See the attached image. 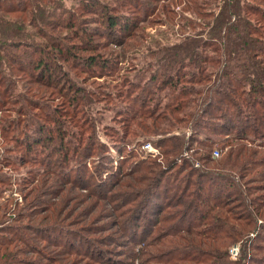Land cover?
Listing matches in <instances>:
<instances>
[{
  "label": "rangeland",
  "instance_id": "obj_1",
  "mask_svg": "<svg viewBox=\"0 0 264 264\" xmlns=\"http://www.w3.org/2000/svg\"><path fill=\"white\" fill-rule=\"evenodd\" d=\"M53 1L62 7L61 14L52 12L47 20L53 17V21L36 30L28 29L34 42L25 39L26 46L19 51L8 47L9 57L15 62H6V73L0 80V182H7L0 184V235L14 229L34 245L28 250L20 246L19 257H24V264L65 255L79 264H144L140 256L143 229L138 232L129 221L138 214L142 218L135 222L140 225L157 216L140 203L143 198L138 192L148 184H139L140 174L148 173L154 178L161 172L160 184L151 185L161 193L167 178L174 183L179 165L194 163L199 169V152L208 150L198 140L211 139L218 145L224 142L226 151L230 142L228 136L193 126L183 114L177 115L183 122L162 120L159 129H142L136 121H140L141 113L133 102L144 101L155 116L164 115L171 96L170 86L161 75L174 72L161 69L168 63L164 60L170 56L167 49L197 38L209 41L208 29L187 24V20L203 21L189 0ZM249 2L255 9V3L264 4V0ZM98 3L107 12L105 17L118 16L131 22L130 33L124 34L121 25L109 29L104 16L85 10L87 5ZM208 3L205 0L200 13L212 11ZM164 4L170 20L161 13ZM196 4L201 2L197 0ZM247 16L253 18V14ZM72 23L77 27H99L100 31L92 38L76 36ZM43 35L63 43L61 53L47 46ZM130 35L133 36L129 38ZM89 41L96 46L89 50L87 45L80 46ZM14 43L19 42L9 41V46ZM40 48L53 49L48 56L54 67L43 78L29 64ZM178 49L173 47V51ZM202 50L215 57L213 52ZM261 50L264 53V45ZM91 56L105 59L108 66L99 63L91 67ZM209 64L205 65V74L210 77L213 69ZM186 70L188 75L194 71ZM179 86L190 87L187 82ZM258 115L249 121L256 129L250 128L249 136L253 148L264 153L263 147L256 145L264 142V110ZM216 122L207 119V125ZM47 131L53 137L48 144L46 139L42 141ZM55 136L65 141L63 150L56 151L54 158L52 151L60 145ZM21 142L30 144L31 151L18 149ZM177 146L181 152L175 155ZM214 147V157L221 159L224 153ZM132 170L138 173L134 175L137 178L121 180ZM247 177L251 179L253 175ZM254 237L253 234L251 238ZM49 239L62 244L56 247L49 244ZM240 243L237 245L241 249ZM70 252L74 255H68Z\"/></svg>",
  "mask_w": 264,
  "mask_h": 264
},
{
  "label": "trees",
  "instance_id": "obj_2",
  "mask_svg": "<svg viewBox=\"0 0 264 264\" xmlns=\"http://www.w3.org/2000/svg\"><path fill=\"white\" fill-rule=\"evenodd\" d=\"M196 1L189 0L193 11L203 21L186 22L188 25L194 24V27L208 29L206 40L209 41L196 37L192 41L169 46L172 47L167 49L170 56L164 57L168 63L161 69L167 68L174 72L161 76L164 77L165 84L170 86V103L166 104L164 115L155 116L151 111L152 107L145 106L144 101L133 102L138 105L137 109L141 113L140 121H136L140 128L152 131V128L161 127L162 120L183 122L177 116L183 114V118L191 121L195 127L208 128L215 134L228 136L230 145L226 151L224 142L218 145L211 139L198 140L197 143H204L203 146L208 150L206 153L199 152V169L194 163L179 165L174 183L170 184L167 178L161 193H157L151 186L160 184L162 179L158 180L161 172L154 178L148 173L140 174L139 184L148 183L144 190L138 192V196L143 198L140 203L146 211L151 210L157 217L147 218L139 225L135 221L142 216L135 214L133 220L128 221L138 232L143 229L140 231V242L143 243L140 256L144 257V264H264V153L253 148V139L249 136L250 128L255 127L249 124L251 117H259V111L264 110V53L261 50V45H264V4L255 3V9L251 8L250 0H208L212 11L204 14L199 10L205 0H199V5ZM166 5L161 7V13L165 15ZM61 9L53 0H0V80L6 73V62H15L14 58L9 57L8 47L13 46L19 51L22 46H26L25 39L34 42L28 29L36 30L49 20L53 21V17L47 20L48 15H52V12L61 14ZM85 10L102 17L107 15L100 3L87 5ZM153 12L154 9L150 14ZM250 14H253V18H248L247 15ZM166 18L169 19L167 15ZM103 21L107 22L109 29L119 28L121 25L125 30L124 34L130 33L131 22H126L121 17L108 15ZM74 24L72 23L71 28L78 33L76 36L92 38L100 31L99 27H77ZM131 36L133 35L129 38ZM42 37L47 46L61 53L63 43L50 40L45 35ZM9 41L19 43L9 46ZM86 45L89 50L96 43L89 41L80 44L82 48ZM173 47L179 49L173 51ZM203 48L213 52L215 57L205 55ZM53 49L40 48L36 59L29 62L34 72L42 74L41 78L45 74L49 75L54 67L48 56ZM88 62L91 67L99 63L105 68L108 66L105 59L99 60L94 56L89 57ZM208 63L213 69L210 77L205 74V65ZM187 68L194 71L188 75ZM181 82H187L190 87L181 88ZM207 119L217 122L207 125ZM13 138L15 141L16 137ZM29 138L32 139V136ZM52 138L51 132L47 131L42 141L46 139L48 144ZM55 138L59 139L60 145L58 150L52 151L54 158L56 151L63 150L65 141L63 137ZM256 145L264 149V142ZM214 146L220 147L224 153L221 159L214 157ZM178 147L175 155L181 152ZM17 148L31 151L30 144L24 142L18 144ZM142 169L144 168H139V172ZM183 172H186L184 176ZM135 174L138 173L132 170L123 175L121 180L127 177L137 178ZM248 175H253V178L249 179ZM0 184L5 185L7 182L3 180ZM35 187L37 185L32 188L33 192ZM7 230V233L0 235V264H24V257H19L22 253L20 246H26V250L35 247L21 235L18 236V231ZM253 234L255 237L251 238ZM49 240V244L56 247L57 244H62ZM238 243L241 245L240 255L237 259H231L229 251ZM70 253L68 255H74ZM253 253L261 257L258 258ZM65 256L45 257L48 258L45 261L29 264L78 263L76 259L71 261L72 257Z\"/></svg>",
  "mask_w": 264,
  "mask_h": 264
},
{
  "label": "built area",
  "instance_id": "obj_3",
  "mask_svg": "<svg viewBox=\"0 0 264 264\" xmlns=\"http://www.w3.org/2000/svg\"><path fill=\"white\" fill-rule=\"evenodd\" d=\"M219 151H215V156H219ZM239 245H235L233 247H231L230 249V256L234 259H236L237 257H239V254H240V248L238 247Z\"/></svg>",
  "mask_w": 264,
  "mask_h": 264
}]
</instances>
